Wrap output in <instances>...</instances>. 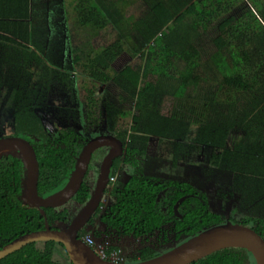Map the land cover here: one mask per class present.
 Segmentation results:
<instances>
[{
  "label": "trees",
  "instance_id": "trees-1",
  "mask_svg": "<svg viewBox=\"0 0 264 264\" xmlns=\"http://www.w3.org/2000/svg\"><path fill=\"white\" fill-rule=\"evenodd\" d=\"M18 4H23L22 9L11 18L8 12ZM138 4L142 7L135 8ZM63 5L62 20L67 30L79 31L69 36L82 38L72 46L70 57L64 58L65 68L45 65V45L57 50L63 44L55 39L60 36L58 28L42 30L49 19L40 22L39 29L32 28L30 0L5 3L0 8L1 52L7 53L0 73L8 67L11 82L9 91L1 87L0 100L6 97L7 107L15 104L9 120L14 128L10 135L27 139L36 151L39 195L48 196L67 182L89 139L84 130L72 124L59 129L57 136L50 135L34 111L35 103L27 99L33 100L26 96L31 83H46L51 89L50 78L57 70L58 86L66 85L65 80L74 83L84 109L85 127L95 132L92 136L103 134L106 127L124 144L105 190L112 200L101 201L81 229V236H92L107 254L125 247L127 262H135L159 255L199 231L227 221L212 211L203 190L183 180H165L147 172L146 156L151 136L158 137V145L163 140L177 141L181 140L176 138L179 131L191 126L196 128L191 136L194 150H186L191 162H197L203 147H211L205 152L208 164L221 167L230 153L236 155L237 147H250L240 139L235 141L234 150L226 145L231 124L248 122L246 114L238 116L239 106L257 107L253 117L264 126V0H63ZM238 6L243 12L235 16L233 11ZM14 28L27 31L20 36ZM108 31L113 36L99 42ZM206 35L214 47L210 55L203 52ZM111 81L120 90L117 105L99 91ZM217 105L219 110L212 119L209 111L212 114ZM101 148V158L96 161L98 156L93 154L76 194L61 206L45 208L50 227L69 223L91 197L108 151ZM251 157H244L239 179L248 187L260 186L261 196L250 209L263 212L250 226L264 238V168L259 170L255 162L264 164V150ZM25 170L26 161L20 152L10 149L0 154V247L20 233L44 228V215L22 199ZM36 244L44 247L37 248ZM57 246L63 250L65 261L72 264L62 244L52 240L30 243L0 259V264H62L52 259ZM190 264L255 261L247 249L227 247Z\"/></svg>",
  "mask_w": 264,
  "mask_h": 264
},
{
  "label": "water",
  "instance_id": "water-1",
  "mask_svg": "<svg viewBox=\"0 0 264 264\" xmlns=\"http://www.w3.org/2000/svg\"><path fill=\"white\" fill-rule=\"evenodd\" d=\"M109 147L98 171L92 195L83 208L66 225L25 232L0 248V259L36 241L52 240L62 244L72 264H190L227 247H241L251 252L255 264H264V238L253 227L239 222L225 221L209 226L185 239L171 249L152 258L135 262H116L103 258L79 233L99 207L111 179L113 162L124 152V144L114 134H99L89 138L77 156L67 182L56 192L41 196L38 193L39 162L33 145L27 139L10 135L0 137V154L6 150L20 152L26 161L22 186L23 201L36 207L45 216L44 207H58L68 202L82 186L93 152Z\"/></svg>",
  "mask_w": 264,
  "mask_h": 264
},
{
  "label": "rangeland",
  "instance_id": "rangeland-1",
  "mask_svg": "<svg viewBox=\"0 0 264 264\" xmlns=\"http://www.w3.org/2000/svg\"><path fill=\"white\" fill-rule=\"evenodd\" d=\"M139 7H142V4L135 6V8ZM233 12L235 13V16H238L241 12H243V7L238 6ZM111 36H113L111 31L105 32L99 37V42L106 41ZM206 36V39L203 40V52L206 53V55H210L214 47L211 38L208 35ZM76 38L78 37L75 36L73 41L76 40ZM134 39H137L136 35H134ZM55 60L59 61V58H56ZM62 61L63 65H60V67L66 65L65 59ZM3 69L5 72L0 73V93L1 87L4 89L6 86L8 89L9 84L11 83L7 74L8 67H3ZM57 75L58 71L55 70L50 78L51 81H53V86H50L52 90L49 89L51 92L45 86L46 83L34 82L31 83V87L26 90V96L33 97V100L31 98H25L29 100L30 104L32 103L33 105L35 103V105H33V108L35 109L34 111L37 115H39L42 122L45 123V128L50 135L57 136V134H52L51 131L59 132V129L72 124L84 130V133L89 135V138H91L92 135H95V132H90L85 127L84 109L78 101L74 83H69V80H65L66 85L58 86V84H56ZM13 81L16 83V79H13ZM19 85H21L22 88L23 84L20 83ZM10 89H8V91ZM99 91L104 93L105 99L109 102L116 105L119 103L118 93L120 90L114 81L109 82L107 86L102 85ZM2 94L3 93H1L0 96ZM2 98L3 101L0 100V137H5L6 135L13 133L14 128L11 126L12 121L9 120L12 118L16 108L14 107V103L12 105H8L9 107H7L4 102L8 99L6 97ZM218 110L219 107L214 112H217ZM214 115H212V117ZM105 128L104 130L102 128V133H110L109 128ZM195 132L196 128L191 126V128L187 131L180 130L179 135H176V138L180 136L181 140L176 141V139H169L167 142L163 140V142L159 143V145L158 137L151 136L146 156L145 170L150 172L152 175H158L161 178H165V180L177 179L191 183L199 190H203L205 194L207 193L206 195L210 202L209 207L215 212L219 211L223 220L232 222L242 221L248 223L249 226H254V224H256L254 223L255 217L260 216L263 211L259 212L258 210H252L250 209V206L260 198V186L254 188V193H237L234 191V194L231 195L229 193L230 189L228 183H231L232 179L227 172L208 164V158L203 154L206 149L208 150V148L204 147L202 149L203 153L201 151L196 156L198 163L189 161L186 150L191 149V152L194 150L192 144L194 143V139L191 136H194ZM98 149L93 152L96 157L100 153V150H104V148H101L100 150ZM100 158L101 156H98L96 161ZM258 184L259 183L256 185ZM254 186L255 185H253V187ZM103 200H105L106 203H109L112 200V197L108 195V198H103ZM62 253L63 250L57 246L52 259L59 261L62 264H69L65 261V257ZM124 257L125 256H123V258ZM127 260L128 258L125 259V261Z\"/></svg>",
  "mask_w": 264,
  "mask_h": 264
},
{
  "label": "crops",
  "instance_id": "crops-1",
  "mask_svg": "<svg viewBox=\"0 0 264 264\" xmlns=\"http://www.w3.org/2000/svg\"><path fill=\"white\" fill-rule=\"evenodd\" d=\"M17 0H0V8L3 7V4L9 3V2H15ZM19 1V0H18ZM23 4H18L14 6L8 13L11 18H14L16 15H18L22 9ZM63 0H30V23L32 28L39 29V23L42 22L45 18L49 19L47 21V26L41 27L42 30L45 32L46 30L49 31L51 28L57 29V31L60 33V36L58 34V37H55L58 42H61L63 44V47H59V49L55 50L54 47L45 45V52L42 53V57L46 59L45 65L48 66H57L62 65V60L67 56L70 57V52L72 49V46L75 43H79L82 38L80 35H76L78 38L73 41V39L69 36L70 33L79 32L78 30H67L66 22L62 20V17H64L63 12ZM15 29V28H14ZM34 29V30H35ZM16 30V29H15ZM27 31V28H23L20 30H16L18 35L21 36V34L25 33ZM34 33V32H33ZM54 38V34H53ZM55 39L53 41H55ZM51 41V42H53ZM3 43L0 42V52L4 49ZM60 51V52H59ZM63 57V58H62ZM59 58V61H56L55 59ZM62 58V60H61ZM5 59H7V53H0V65L4 64ZM109 84V83H108ZM108 84H103L104 86H107ZM244 107V108H243ZM237 114L238 116L242 117L244 114L247 116V124H241L242 122H239L240 124H231V132L228 138V144L226 145L228 149L234 150L235 147V141L240 139V141H245L250 144V147L248 149H239L238 147L236 149V155L233 153L229 155V158L222 164L220 170H223L227 172L232 182L228 183L229 185V193L231 195L234 194V191L237 193H246V192H252L254 191L253 187H248V184H245V181H241L239 178L241 176V168L243 166V160L244 157L247 159H253L251 157V154L259 156L260 153H263V147L262 142H264V139L262 138V134L260 135V131H262L264 135V126H260L257 123V119H255L253 116L256 112H258L257 107L249 106H239L237 108ZM216 112H212L210 114V117L214 115ZM226 114V113H225ZM227 116V114L225 115ZM216 118V114L213 116L212 119ZM219 120V119H218ZM216 120V123L218 122ZM259 134V135H258ZM230 141V142H229ZM204 148V147H203ZM210 150L211 147H208ZM207 150V149H206ZM206 150L202 151L204 156H207L205 154ZM209 152V151H208ZM250 156H249V155ZM256 160V159H255ZM257 166L260 168H264V164L261 165V161L256 160ZM217 168V167H215ZM223 184V183H222Z\"/></svg>",
  "mask_w": 264,
  "mask_h": 264
},
{
  "label": "built area",
  "instance_id": "built-area-1",
  "mask_svg": "<svg viewBox=\"0 0 264 264\" xmlns=\"http://www.w3.org/2000/svg\"><path fill=\"white\" fill-rule=\"evenodd\" d=\"M112 179V178H111ZM85 241L92 245V247L105 259L122 262L124 261L123 255L121 254L119 249L111 251L110 254H107L105 248L102 245H98L95 243L94 238L92 236H85Z\"/></svg>",
  "mask_w": 264,
  "mask_h": 264
},
{
  "label": "flooded vegetation",
  "instance_id": "flooded-vegetation-1",
  "mask_svg": "<svg viewBox=\"0 0 264 264\" xmlns=\"http://www.w3.org/2000/svg\"><path fill=\"white\" fill-rule=\"evenodd\" d=\"M51 133L52 134H57V132H55V131H51ZM103 134H111V133H103ZM105 147V146H104ZM107 149H108V151H109V147H107ZM107 151V152H108ZM107 154V153H106ZM103 160V159H102ZM24 173V172H23ZM23 175V174H22ZM157 177H158V175H156ZM21 179H23V178H21ZM184 181V180H183ZM189 183V182H188ZM21 185H22V181H21ZM22 189H23V186H22ZM60 189V188H59ZM58 189V190H59ZM57 191V190H56ZM55 191V192H56ZM54 193V192H53ZM207 194V193H206ZM103 198H108V195H105L104 194V196H103ZM103 198H102V200H103ZM206 201L208 202V205L210 206V202H209V200H208V197H207V195H206ZM25 203V202H24ZM26 204V203H25ZM27 205V204H26ZM29 208H36V207H30L29 205H27ZM46 208H48V207H46ZM38 209V208H37ZM39 210V209H38ZM40 211V210H39ZM44 211H45V207H44ZM212 211H214V210H212ZM175 212H176V214L177 215H180V211L178 210V209H176L175 210ZM215 212V211H214ZM41 213V212H40ZM217 213H219V211L217 212ZM18 214V213H17ZM42 214V213H41ZM45 216H46V214H45ZM168 216V215H167ZM44 219H45V221L47 220V217L45 218L44 217ZM45 221H44V225H45ZM29 232V231H28ZM21 234H23V233H20L19 235H21ZM19 235H17V236H19ZM93 235V234H92ZM17 236H15L14 238H16ZM83 237H85V236H83ZM14 238H11L8 242H10L11 240H13ZM187 239V238H186ZM8 242H6V243H4L0 248H2L5 244H7ZM31 243H33V242H31ZM35 243H37V241L35 242ZM30 244V243H29ZM29 244H27V245H29ZM26 245V246H27ZM36 247L37 248H39V247H44V245H38V244H36ZM120 252H121V254L123 255V256H126V249H125V247H121L120 249ZM125 254V255H124ZM5 258V257H4ZM3 259V258H2Z\"/></svg>",
  "mask_w": 264,
  "mask_h": 264
}]
</instances>
